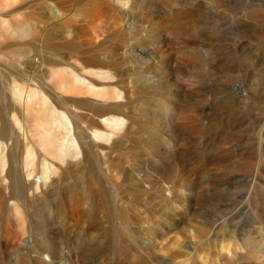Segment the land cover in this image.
<instances>
[{"label": "rangeland", "instance_id": "rangeland-1", "mask_svg": "<svg viewBox=\"0 0 264 264\" xmlns=\"http://www.w3.org/2000/svg\"><path fill=\"white\" fill-rule=\"evenodd\" d=\"M52 2L64 18H54ZM2 16L28 21L35 31L71 24L80 31L77 48L101 53L133 42L128 31L145 32L155 57L133 71L132 88L123 83L135 128L114 153L119 178L107 195L126 209L135 202L134 237L118 236L127 222L102 193L92 198L76 186L70 200L39 193L26 203L11 188L0 193V264H264V0H9L0 8V28ZM48 42L47 56L56 48L69 52ZM40 45L38 38L0 39V94L11 59ZM128 66L121 53L118 69ZM179 93L182 119L173 109ZM75 167L88 186L95 180L85 164ZM48 235L61 250L57 258L49 255Z\"/></svg>", "mask_w": 264, "mask_h": 264}, {"label": "bare ground", "instance_id": "bare-ground-1", "mask_svg": "<svg viewBox=\"0 0 264 264\" xmlns=\"http://www.w3.org/2000/svg\"><path fill=\"white\" fill-rule=\"evenodd\" d=\"M7 1L0 0V8ZM48 5L55 19L65 17L57 3ZM21 16L19 13L17 19ZM2 17L0 39L12 35L31 38L35 43L38 38L42 45L35 54L31 48L18 51L21 59L13 57L12 67L5 72L9 81L0 94V193L13 188L17 197L26 199V203H30V197H38L39 193L45 200L58 195L68 200L76 186L91 194L92 198L102 193L106 205L115 207L118 217L127 222V230L119 232L118 236L133 238V226L137 223L135 202H128L126 209L116 206L117 198L114 200L107 195L119 178L114 169V153L128 141L135 128L127 96L129 90L123 83L128 80V87L132 88L130 77L133 71L137 67L146 68L155 57L153 48L148 46L152 37L145 32L128 31L135 33L133 42L114 43L101 53L81 46L77 48L80 31H75L71 24L65 28L66 31H56L55 28L53 31H35L28 21L14 22L7 16ZM165 28L174 32L169 30L171 25ZM98 37H93L95 42ZM51 40L69 52L62 53L56 48L49 51L48 56L43 54ZM159 43L160 46L166 43L163 35H159ZM198 48L192 41L191 49ZM121 53L130 62L124 70L117 67ZM44 57L53 59L55 65L47 66ZM241 88L238 86L236 90ZM177 99V106L173 109L182 119L186 109L185 98L179 93ZM81 163L95 172L96 178L89 186L81 175L82 168L75 167ZM60 164L68 167L61 170ZM71 179L77 183L74 187L69 184ZM59 180L68 181V184L60 188ZM96 181L101 183V188L93 189ZM12 197L13 193L8 200ZM2 203L3 199H0ZM12 211L22 221L26 234L28 229L20 205L14 202ZM30 241L28 248L33 246L34 239L30 237ZM46 244L52 250L49 255L57 258L61 250L49 235ZM250 247L252 254L259 251L255 241L250 243Z\"/></svg>", "mask_w": 264, "mask_h": 264}]
</instances>
